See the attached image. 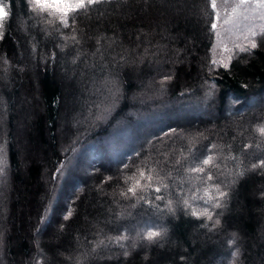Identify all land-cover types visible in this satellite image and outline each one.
Returning <instances> with one entry per match:
<instances>
[{"label": "trees", "instance_id": "obj_1", "mask_svg": "<svg viewBox=\"0 0 264 264\" xmlns=\"http://www.w3.org/2000/svg\"><path fill=\"white\" fill-rule=\"evenodd\" d=\"M34 2L0 0L6 14L0 17V65L8 72L0 79L8 127L0 264H235L232 254L238 264H264V29L255 34V49H236L225 64L212 54L211 0H105L65 17L66 24ZM101 77V96L116 106L76 147L122 128L130 111L150 113L155 103L198 95L201 81L216 87L209 108L219 117L168 121L147 131L148 145L123 146L114 168L97 165L82 177L70 172L62 185L71 183L74 196L40 230L51 210L44 171L54 182L68 156L57 149L63 101L73 99L79 78L84 84ZM143 79L160 83L166 95L135 102L132 92ZM35 87L38 102L26 130L42 154L28 159L16 136L24 114L19 99ZM228 98L238 101L240 115L223 114ZM251 98L259 107L248 110ZM153 232L160 236L147 239Z\"/></svg>", "mask_w": 264, "mask_h": 264}, {"label": "rangeland", "instance_id": "obj_2", "mask_svg": "<svg viewBox=\"0 0 264 264\" xmlns=\"http://www.w3.org/2000/svg\"><path fill=\"white\" fill-rule=\"evenodd\" d=\"M34 4L36 3L34 2ZM216 4L217 7L214 9V24H216V28L214 32L212 54L216 61L227 64L229 62V57L236 49L249 46L250 42L257 36L255 34L264 29V18H262L264 17V8L257 6V0H250L249 5H241L239 0H216ZM195 5L198 13H204L205 8H203L202 2L198 1ZM36 6L41 7V5L37 4ZM42 7L48 9V11L44 12L55 18L57 15H63V11H61L60 8H53L51 5L47 4L42 5ZM0 9L5 13L1 4ZM53 11L57 14L52 15L51 12ZM87 16L88 15L85 17ZM18 25L20 31L25 33L27 26L24 24L23 19H19ZM152 25L153 24H151V26ZM7 74L8 72L3 62V64L0 65V79L5 78ZM70 79L71 77H67L65 78L66 82L64 81V91L66 94L71 89V83H67ZM79 80L80 78L78 81ZM78 81L74 82L75 87L78 89L73 99L68 97L63 101L61 111L63 118L59 123L58 134L60 138L57 149L61 156L63 154H68V156L64 164L59 167L54 182L47 178L45 174L46 170L44 171L43 180L49 193L51 210H47L44 218L40 221V230H42L43 223L48 215L57 213L59 205L69 202L71 197L74 196L75 187H72L71 183L68 184L69 186L62 185L64 178H71L70 172L76 173L82 177L89 174L88 172L94 170L97 165L114 168L117 163L116 159L118 160L120 159L119 157L122 156L123 146L132 148L131 150L135 151L141 148L145 143L148 145V141L153 137L148 135L147 131H152L168 121L173 122L178 121V118L195 117L197 114L201 116L202 119L207 118L209 120H212L214 117H219L216 111L209 108V101L214 98L216 87L208 81H201L198 95L191 91L186 92L184 98L171 101L169 105L155 103L151 107L154 111L150 113H144V111L139 110L130 111L125 116L127 122L123 124L122 128H114L109 136L98 138L92 143L88 141L76 147L81 136L84 134L86 135L91 129L94 130L93 128L102 126L112 115L114 107L116 106L114 99L109 97V101L106 95L101 96L100 89H102L103 86L100 83H103L104 77L99 78L100 82L95 78L94 80L93 78L85 79L84 84ZM99 85H101V88L97 87ZM103 89L105 88L103 87ZM38 92L39 91L35 87L33 91H26L19 99V110H23L24 114L21 115V125H18L16 136L22 146L23 155L28 159L39 158L42 154L40 151H37L38 147L32 143L31 137L26 130V125L31 117L32 106L36 105V101L38 102ZM165 95L166 91L162 90L160 83L155 82V84H152L151 81L143 79L141 83H138L137 90L132 92V99L135 102H142L143 100L146 102V100L150 99L163 98ZM237 102L236 99L228 98V102L223 109V114L226 117L231 118L233 115H240L243 112L236 108ZM248 102L247 104H249L250 107L248 110L259 107V100L256 98H251ZM92 106L94 107L93 109ZM161 109L162 111L158 112V110ZM6 111L7 109L4 106V102L0 99V190L2 187L4 188L6 186L8 180V172H4L1 168V161L4 160L6 156V148L2 143L8 138V127L4 125L6 124ZM65 111L68 112L67 115L64 114ZM9 140L10 139H8V141ZM123 142H125V145ZM119 145H121V147ZM123 214L128 216L126 213ZM50 224H52V222ZM135 229L137 233H140L141 227H136ZM139 238L138 235L135 236V240L139 241ZM229 244L231 245V243ZM232 245L233 248H237L238 243H232ZM231 256L234 259L233 262L238 264L239 255L232 254Z\"/></svg>", "mask_w": 264, "mask_h": 264}, {"label": "snow or ice", "instance_id": "obj_3", "mask_svg": "<svg viewBox=\"0 0 264 264\" xmlns=\"http://www.w3.org/2000/svg\"><path fill=\"white\" fill-rule=\"evenodd\" d=\"M105 2V0H35V3L37 5H41V10L42 11H48L47 8H43L42 5H51L53 8H60L61 11H63V15L60 17L61 21L64 22L65 24L67 23V20L65 19V17L67 16H73L76 13H79L81 11H86L88 9L89 6L91 5H95L97 3H102ZM107 2L111 3V0H107ZM239 3L241 5H249L250 4V0H239ZM62 6V8H61ZM257 6L264 8V0H257ZM211 7L213 9H215L217 7L216 4V0H211ZM66 10V11H65ZM52 15H56V12H51ZM4 15H6L2 9H0V17H3ZM218 16V14H217ZM264 18V17H262ZM211 27L213 29L216 28V24H212ZM257 47V44L255 43V41H251L249 47L247 48H242L241 51H250L251 49H255ZM261 133L264 134V128L260 129ZM210 159V158H209ZM209 159H206L204 161L205 164L209 163ZM262 164H264V161L261 162ZM197 171H200V169H197ZM241 175H243V173H241ZM129 192H132L133 195H135V189L134 188H129L128 190ZM157 191H159V189H157ZM226 195L225 193H221V196ZM216 207H219V204L215 205ZM195 215V213H193ZM203 215L207 216L208 219H211V215L205 211L203 213ZM218 222V221H217ZM160 236V233L158 232H153V233H149L147 236V239L149 240H155L157 237Z\"/></svg>", "mask_w": 264, "mask_h": 264}]
</instances>
